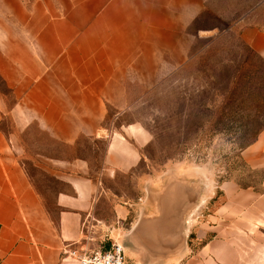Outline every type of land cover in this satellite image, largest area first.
Here are the masks:
<instances>
[{
    "label": "crops",
    "instance_id": "0c3cea01",
    "mask_svg": "<svg viewBox=\"0 0 264 264\" xmlns=\"http://www.w3.org/2000/svg\"><path fill=\"white\" fill-rule=\"evenodd\" d=\"M203 7L204 0H0V264H74L66 251L81 247L95 192L86 159L57 161L70 190L57 193L53 215L4 119L18 132L35 123L69 146L108 138L105 169L132 170L151 136L138 123L110 130L107 106L124 111L131 84L148 89L186 63L193 39L211 32L189 35ZM241 38L264 58V24L245 23ZM242 154L264 167V130ZM220 187L221 202L201 207L168 264H264V191Z\"/></svg>",
    "mask_w": 264,
    "mask_h": 264
},
{
    "label": "rangeland",
    "instance_id": "374dc122",
    "mask_svg": "<svg viewBox=\"0 0 264 264\" xmlns=\"http://www.w3.org/2000/svg\"><path fill=\"white\" fill-rule=\"evenodd\" d=\"M249 22L264 24V0H204L189 35L211 32L193 39L186 63L148 89L131 84L130 106L124 111L107 106L105 126L110 130L138 123L151 136L130 171L105 169L108 138L81 137L69 146L35 123L18 132L9 118L4 119L2 128L17 134L21 164L53 215L58 212L57 193L70 190L61 179L65 171L56 162L75 158L89 162L95 192L81 247L108 249L119 242L132 261L168 264L178 255L154 259L131 242V231L141 217H155L160 211L183 216L185 244L201 207L209 212L221 202L224 182L244 189L238 183L259 185L263 180L264 167L254 169L238 158L243 156L240 146L264 121V58L240 45L241 30ZM172 179L198 185L199 199L189 211L182 208L186 196L182 188L164 199L162 189ZM210 197L214 200L204 204Z\"/></svg>",
    "mask_w": 264,
    "mask_h": 264
},
{
    "label": "water",
    "instance_id": "95a60500",
    "mask_svg": "<svg viewBox=\"0 0 264 264\" xmlns=\"http://www.w3.org/2000/svg\"><path fill=\"white\" fill-rule=\"evenodd\" d=\"M197 184L183 185L179 180H170L162 189L164 199L184 189L182 208L189 211L197 204ZM178 191V192H177ZM184 197V196H183ZM183 216H172L160 211L155 217L143 216L131 231V242L142 248L148 257L165 258L178 255L184 247Z\"/></svg>",
    "mask_w": 264,
    "mask_h": 264
},
{
    "label": "built area",
    "instance_id": "2783aa9c",
    "mask_svg": "<svg viewBox=\"0 0 264 264\" xmlns=\"http://www.w3.org/2000/svg\"><path fill=\"white\" fill-rule=\"evenodd\" d=\"M69 258L74 264H142L132 261L127 253L124 245L114 242L108 249L88 250L83 247L66 251Z\"/></svg>",
    "mask_w": 264,
    "mask_h": 264
},
{
    "label": "trees",
    "instance_id": "16d2710c",
    "mask_svg": "<svg viewBox=\"0 0 264 264\" xmlns=\"http://www.w3.org/2000/svg\"><path fill=\"white\" fill-rule=\"evenodd\" d=\"M241 42V47L246 50V51H250L252 53H254L255 55H258L247 43H245L242 39L240 40ZM255 129H256V132H255ZM254 129V136L252 137V139H250L247 143H245L243 146H240L239 149H241V152L246 148L248 147L249 145H251L252 143H254L259 134L264 130V121L262 122V124L260 123V125H258V127H256ZM238 158L240 159V161L247 165L245 159L243 158V156L241 154H238ZM263 182H264V178L263 180H261L260 184L257 185L255 183L253 184H242V183H238L242 188H248V187H253L256 191L258 192H263L264 190V186H263Z\"/></svg>",
    "mask_w": 264,
    "mask_h": 264
}]
</instances>
